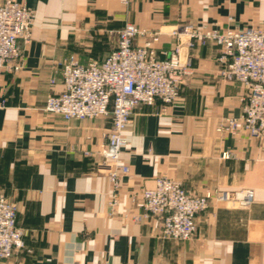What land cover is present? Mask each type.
Returning <instances> with one entry per match:
<instances>
[{
	"label": "crops",
	"instance_id": "obj_1",
	"mask_svg": "<svg viewBox=\"0 0 264 264\" xmlns=\"http://www.w3.org/2000/svg\"><path fill=\"white\" fill-rule=\"evenodd\" d=\"M18 1L35 23L23 69L0 71V190L18 207L25 249L0 264H264V141L218 132L242 114L245 89L219 76L213 43L191 52L196 71L177 103L135 111L122 157L130 174L114 213L100 155L111 120L65 121L44 110L63 90L65 60H105L127 23L162 33V59L175 44L169 32L184 24L264 29V0ZM162 176L196 193L250 189L255 200L248 209L211 204L196 217L193 239H163L158 222L133 220L130 200Z\"/></svg>",
	"mask_w": 264,
	"mask_h": 264
},
{
	"label": "built area",
	"instance_id": "obj_2",
	"mask_svg": "<svg viewBox=\"0 0 264 264\" xmlns=\"http://www.w3.org/2000/svg\"><path fill=\"white\" fill-rule=\"evenodd\" d=\"M34 23L35 13L24 3L0 0V71L18 73L23 69L25 46L31 40ZM161 35L160 31L150 32L127 23L118 32L117 48L105 60L82 65L75 56L67 58L59 72L63 90L46 100L45 112L65 121L111 120L100 155L102 165L109 169L112 213L119 205L121 179L130 174L122 157L135 111L158 102L164 111L179 101L182 86L196 71L191 55L196 46L213 43L218 49L219 76L245 89L242 114L222 120L218 132L233 136L246 132L251 138L264 141V29L184 24L169 32L175 44L162 59L155 47ZM56 83L55 78L50 80L52 86ZM223 157L230 158V154ZM215 199L245 209L253 204L255 194L250 189H215L193 195L180 182L163 176L155 180L153 188L130 194L139 211L133 220H154L161 225L163 239L177 242L194 238L196 217ZM17 214V205L0 190V263L25 249V233L17 225Z\"/></svg>",
	"mask_w": 264,
	"mask_h": 264
},
{
	"label": "rangeland",
	"instance_id": "obj_3",
	"mask_svg": "<svg viewBox=\"0 0 264 264\" xmlns=\"http://www.w3.org/2000/svg\"><path fill=\"white\" fill-rule=\"evenodd\" d=\"M177 181V180H176ZM179 182V181H178ZM181 183V182H180ZM182 184V183H181ZM183 186V185H182ZM187 190V189H186ZM208 190H210V189H208ZM208 190H206L205 192H202V193H196V192H194V191H191V190H187L190 194H196V195H202V194H205ZM217 190H219V191H223V190H225V189H221V188H218ZM243 190V189H242ZM225 191H239V190H225ZM5 194V193H4ZM6 195V194H5ZM8 198V197H7ZM9 199V198H8ZM10 200V199H9ZM10 201H12V200H10ZM13 202V201H12ZM15 203V202H14ZM222 204V205H225V206H228V207H230V208H236V209H244V208H239V207H237L236 205H234V204H231V203H227V202H221V201H217V199H215L213 202H211V204ZM16 204V203H15ZM211 204H210V206H211ZM209 206V207H210ZM245 209H248V208H245Z\"/></svg>",
	"mask_w": 264,
	"mask_h": 264
}]
</instances>
